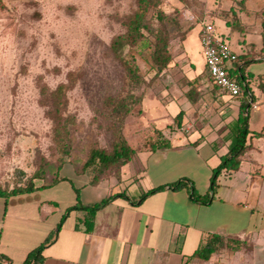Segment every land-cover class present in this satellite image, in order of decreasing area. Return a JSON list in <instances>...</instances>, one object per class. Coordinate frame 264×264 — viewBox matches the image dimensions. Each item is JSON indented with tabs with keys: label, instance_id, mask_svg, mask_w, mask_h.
Listing matches in <instances>:
<instances>
[{
	"label": "crops",
	"instance_id": "obj_1",
	"mask_svg": "<svg viewBox=\"0 0 264 264\" xmlns=\"http://www.w3.org/2000/svg\"><path fill=\"white\" fill-rule=\"evenodd\" d=\"M218 9L213 19L217 32L237 56L251 61L242 70L247 93L229 98L218 90L207 95L194 123L187 117L198 106L186 95L181 110L185 129L182 125V132L166 138L169 148L137 151L118 173H108L95 185L90 176L81 185L60 177L71 181L0 197V262L24 264L45 244L41 260L32 264H264V0H220ZM197 49L201 52L198 43ZM205 70L202 58L195 81ZM243 101L247 150L237 171L220 174L209 203L194 201L188 191L169 189L140 200L144 193L180 180L199 196L209 194L212 170L233 145ZM102 184L107 186L104 196L99 193ZM42 185V180L34 181L35 188ZM87 187L96 191L94 197L84 198ZM74 188L84 205L114 194L127 199L117 198L98 210L89 233L80 223L85 213L76 210L55 234L66 209L77 203ZM214 234L223 239L220 248L208 260L193 257ZM230 240L248 248L233 251Z\"/></svg>",
	"mask_w": 264,
	"mask_h": 264
},
{
	"label": "rangeland",
	"instance_id": "obj_2",
	"mask_svg": "<svg viewBox=\"0 0 264 264\" xmlns=\"http://www.w3.org/2000/svg\"><path fill=\"white\" fill-rule=\"evenodd\" d=\"M219 2L159 0L147 15L154 29L160 25L156 12L167 15L164 28L171 62L157 74L148 45L128 50L144 79L140 89L133 91L141 96L140 104L131 107L124 123L125 137L136 153L148 149L146 143L156 138L155 130L167 138L185 129L184 125L177 128L175 121L190 87L196 101L192 105L198 106L186 116L190 123L205 97L216 95L206 70L198 80L194 77L203 58L197 49L200 24L213 23ZM135 9L136 0H0V186L25 185L40 165H45V182L58 176L81 185L91 177L89 171L78 174L89 148L110 150L113 143L104 102L132 91L109 46L113 37L125 32L122 23ZM145 36L153 43L152 37ZM69 75L72 87L66 95L65 115L74 121L73 144L71 154L64 156L53 141L46 109L39 104V88L54 90L66 84ZM106 187L99 186L101 196L107 194ZM82 193L84 198L96 195L91 187Z\"/></svg>",
	"mask_w": 264,
	"mask_h": 264
},
{
	"label": "trees",
	"instance_id": "obj_3",
	"mask_svg": "<svg viewBox=\"0 0 264 264\" xmlns=\"http://www.w3.org/2000/svg\"><path fill=\"white\" fill-rule=\"evenodd\" d=\"M159 5V0H136V9L128 15L123 21V27L125 32L112 38L110 42V53L112 57L120 63L123 68L125 76V84L132 91L124 95H117L108 97L104 102V115L107 119V126L113 136V143L110 150L100 149L99 147L92 146L89 148V152L85 162L82 165L81 172L83 174L89 171L91 175V184H97L106 173L118 171L124 165L129 163L135 156L136 152L129 145L124 134L125 118L131 113V107L136 104H140L141 96H136L133 91L139 90L140 86L144 83V79L140 73L139 66L135 63L134 57L128 52L136 47L149 46L150 47V60L151 64L156 70L157 74H161L171 62V56L169 53V34L166 28H164L165 21L168 20L167 15L161 11L156 12V19L158 21L159 28L154 29L147 20V15L152 8ZM236 18L233 15V19ZM262 50L264 52V21L262 23ZM145 34L152 37L153 43H149ZM127 50V52H126ZM252 58L251 60H253ZM251 61L247 55L237 56L236 60L232 64V69L229 70V75L236 79L240 86L242 95H245L248 90L247 82L243 75V68ZM241 66V68H240ZM208 77V75H207ZM209 79V77H208ZM210 81V79H209ZM211 83V81H210ZM212 85V89L215 91L220 90L217 86ZM72 87L71 75L68 76L66 84H59L54 90H50L47 86L41 85L39 88L40 100L39 104L46 109V116L52 122L53 141L58 146V149L62 151L64 156H69L72 151L73 136L70 131V127L73 126L74 121L69 116H66L67 109V92ZM194 87H190L187 92V97H194ZM196 92V90H195ZM195 99L192 100L194 102ZM247 102L243 101L240 107V112L237 119V127L235 129V138L233 145L230 147L229 152L221 157L220 164L212 170V176L210 178L209 194L205 196H199L193 189H190L187 183L183 180L177 181L168 186H159L146 193H144L140 200L143 201L147 197L164 191L166 189L172 191H188L191 198L199 203L207 204L213 198L216 189L218 177L222 172H234L240 167V157L247 150L246 138L249 133L247 128L248 113L246 111ZM183 111H180L176 117L175 125L181 129L183 125ZM155 139L146 143L148 149L152 152L161 149H167L170 147L168 140L162 136L159 130H155ZM66 164V163H65ZM64 166V163L60 164L55 169V174ZM35 180L44 181L43 185L39 188L34 187ZM45 165H40L33 174L27 179L25 185L12 187L11 189L0 186V197H10L20 194L30 193L36 189L46 188L53 185L56 182L68 180L54 177L51 181L45 182ZM74 192L77 197L76 205L66 209L61 221L57 225L56 232L60 230L63 222L71 211H83L85 213L83 219L80 221L84 227L85 232H91L94 216L96 212L113 200L117 198H126L124 194L110 195L100 201L92 204L84 205L79 200V191L74 188ZM229 248L233 251L239 250L241 247L248 248V246L242 241H228ZM223 244V239L219 235H210L207 243L200 245L193 253V257L208 260L210 256ZM46 245H41L37 250L32 251L24 264L37 263L41 260V252Z\"/></svg>",
	"mask_w": 264,
	"mask_h": 264
},
{
	"label": "built area",
	"instance_id": "obj_4",
	"mask_svg": "<svg viewBox=\"0 0 264 264\" xmlns=\"http://www.w3.org/2000/svg\"><path fill=\"white\" fill-rule=\"evenodd\" d=\"M199 44L207 75L211 83L217 86L223 95L234 98L240 95L241 89L236 79L229 75L237 55L228 43L217 32L211 22H202L199 30ZM0 264H7L1 261Z\"/></svg>",
	"mask_w": 264,
	"mask_h": 264
}]
</instances>
